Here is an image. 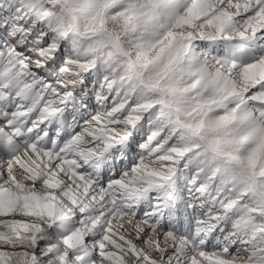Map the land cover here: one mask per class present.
<instances>
[{
    "label": "snow or ice",
    "instance_id": "6c2138e0",
    "mask_svg": "<svg viewBox=\"0 0 264 264\" xmlns=\"http://www.w3.org/2000/svg\"><path fill=\"white\" fill-rule=\"evenodd\" d=\"M0 264H264V0H0Z\"/></svg>",
    "mask_w": 264,
    "mask_h": 264
}]
</instances>
